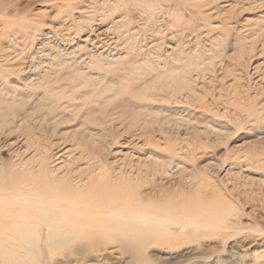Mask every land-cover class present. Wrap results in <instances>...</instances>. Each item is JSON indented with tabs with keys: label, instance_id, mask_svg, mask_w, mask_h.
<instances>
[{
	"label": "rangeland",
	"instance_id": "rangeland-1",
	"mask_svg": "<svg viewBox=\"0 0 264 264\" xmlns=\"http://www.w3.org/2000/svg\"><path fill=\"white\" fill-rule=\"evenodd\" d=\"M0 91V173L85 138L122 177L39 264H264V0H0Z\"/></svg>",
	"mask_w": 264,
	"mask_h": 264
},
{
	"label": "bare ground",
	"instance_id": "bare-ground-1",
	"mask_svg": "<svg viewBox=\"0 0 264 264\" xmlns=\"http://www.w3.org/2000/svg\"><path fill=\"white\" fill-rule=\"evenodd\" d=\"M60 141L50 142L46 151L33 150L29 160L11 159L0 173V264H39L43 245L54 260L62 245L87 233L83 224L101 221L81 214L89 207L98 212L106 204L93 198V192L100 185L104 192L120 185L119 170L111 167L104 175L107 166L89 162L101 161V147L90 151L85 138L69 145Z\"/></svg>",
	"mask_w": 264,
	"mask_h": 264
}]
</instances>
